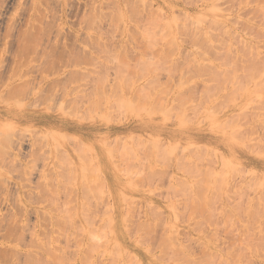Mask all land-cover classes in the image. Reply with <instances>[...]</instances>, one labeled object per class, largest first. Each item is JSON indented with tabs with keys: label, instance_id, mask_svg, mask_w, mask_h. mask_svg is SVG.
<instances>
[{
	"label": "rangeland",
	"instance_id": "obj_1",
	"mask_svg": "<svg viewBox=\"0 0 264 264\" xmlns=\"http://www.w3.org/2000/svg\"><path fill=\"white\" fill-rule=\"evenodd\" d=\"M263 66L264 0H0V264H264Z\"/></svg>",
	"mask_w": 264,
	"mask_h": 264
},
{
	"label": "bare ground",
	"instance_id": "obj_2",
	"mask_svg": "<svg viewBox=\"0 0 264 264\" xmlns=\"http://www.w3.org/2000/svg\"><path fill=\"white\" fill-rule=\"evenodd\" d=\"M173 17H174V16H173ZM185 17H186V16H185ZM119 18H120V20H121V17H119ZM175 18H176V17H175ZM175 18H174V19H175ZM188 18H189V17H188ZM163 19H164V18H163ZM186 19H187V18H186ZM197 19H198V18H197ZM200 19H201V18H200ZM161 20H162V19H161ZM164 20H165V19H164ZM175 20H176V19H175ZM175 20H174V21H175ZM202 21H203V20H202ZM159 22H161V21H159ZM159 22H158V25H159ZM172 22H173V20H172ZM197 22H198V21H197ZM152 23H153V22H152ZM154 23H155V22H154ZM170 23H171V22H170ZM185 23H186V22H185ZM185 23H184V24H185ZM213 23H214V20H213L212 24H213ZM216 23H217V22H216ZM216 23H215V24H216ZM174 24H175V23H174ZM215 24H214V26H215ZM218 24H219V23H218ZM164 25H165V24H163V28H164ZM175 25H176V24H175ZM216 25H217V24H216ZM177 26H178V24H177ZM179 26H180V25H179ZM166 27H167V26H166ZM181 27H183V26H181ZM215 27H216V26H215ZM168 28H170L169 25H168ZM184 28H185V27H184ZM218 28H219V27H218ZM254 55H255V54H254ZM255 57H256V56H255ZM20 64H21V63H20ZM217 64H219V63H217ZM220 64H224V65H225L226 62H225V63L222 62V63H220ZM220 64H219V65H220ZM224 65H223V66H224ZM256 65H257V64H256ZM256 65H254L255 68L253 67V70H252V71H254V70L256 69V73H255V71H254L253 73H251V74H252V76L250 75L251 78H253V76L256 77V75H254V74H257V73H258V71H257L258 69L256 68ZM223 66H222V67H223ZM227 66L229 67V65H227ZM236 66H237V65H236ZM236 66H235V67H236ZM251 66H253V65H251ZM263 67H264V66H263ZM21 68H22V67H21ZM225 68H226V67H225ZM234 69H235V68H234ZM248 69L251 70V67L249 66ZM215 70H216V69H215ZM235 70H236V71H234V74L236 75V72H238V71H237V67H236ZM250 70H249V72H248V70H246V71L248 72V74L250 73ZM226 71H227V69H226ZM220 72H221V70H220ZM220 72L218 71V74H219V76H222V75H223V72H221V75H220ZM215 73H216V75H217V71H215ZM227 73H229V74L232 73L231 75H234L233 72L230 73V71H229V72L227 71V72L224 73V76H225V75H226V76L229 75V74H227ZM259 74H260V73H258L257 76H258ZM25 75H26V74H25ZM246 75H247V74H246ZM224 76H222V77L225 79L226 76H225V77H224ZM229 76H230V75H229ZM236 76H237V75H236ZM236 76H235V77H236ZM230 77H231V76H230ZM19 78H20V76H19ZM226 78H227V77H226ZM9 80H10V79H9ZM232 85H233V84H232ZM238 91H239V90H238ZM254 91H255V90H254ZM257 91H258V90H257ZM243 92H244V91H243ZM255 92H256V91H255ZM234 94H235V93H234ZM234 94H233V95H234ZM252 94H253V93H252ZM231 95H232V94H231ZM235 95H236V94H235ZM255 95L257 96V94H255ZM225 96H226V95H225ZM237 96H238V95H237ZM221 97H222V96H221ZM227 97H229V96L227 95ZM230 97H232V96H230ZM233 98H234V97H233ZM207 99H208V98H207ZM220 99H221V98H220ZM231 99H232V98H231ZM235 99H237V98H235ZM205 100H206V99H205ZM227 100H228V99H227ZM252 100H253V99H252ZM232 101H233V100H232ZM204 102H205V101H204ZM252 102H253V101H252ZM252 102H251V103H252ZM259 102L261 103V101H259ZM263 102H264V100H263ZM263 102H262V104H263V106H264V103H263ZM205 103H206V102H205ZM248 104H249V103H248ZM246 105H247V104H246ZM261 106H262V105H261ZM245 107H246V106H245ZM250 107H252V106H250ZM248 108H249V107H248ZM263 109H264V108H263ZM247 110H248V109H247ZM247 110H246V111H247ZM260 110H261V109H260ZM207 113H208V111H207ZM240 113H241V112H240ZM219 114H220V113H219ZM260 114H262V113H260ZM210 115H211V114H210ZM214 115H215V114H214ZM216 115H217V114H216ZM236 115H237V114H236ZM262 116H263V115H262ZM234 117H235V116H234ZM208 119H209V118H208ZM252 119H253V118H252ZM260 120H261V119H260ZM262 120H263V119H262ZM227 121H228V120H227ZM233 121H234V120H233ZM229 122H230V121H229ZM230 125H232V124H230ZM4 127H6V126H4ZM232 127H233V126H232ZM7 128H8V126H7ZM221 128H222V127H221ZM233 128H234V127H233ZM227 129H228V127H227ZM229 129H230V128H229ZM231 131H232V130H231ZM233 131H235V129H233ZM237 131H238V130H237ZM230 134H231V133H230ZM239 134H240V133H239ZM17 138H18V137H17ZM20 138H21V137H20ZM9 140H10V139H9ZM11 140H12V139H11ZM9 142H10V141H9ZM239 142H240V141H239ZM17 143H18V142H17ZM10 144H11V143H10ZM13 145H14V144H13ZM13 145H12V146H13ZM256 145H257V144H256ZM12 146H11V147H12ZM8 147H9V145H8ZM204 147H205V146H203V148H204ZM17 148H18V147H17ZM197 148H198V147H197ZM197 148H196V149H197ZM200 148H201V147H200ZM196 149H195V150H196ZM245 149H246V148H245ZM193 152H194V151H193ZM201 152H202V151H201ZM202 153H203V152H202ZM189 154H191V153H189ZM196 154H197V153H196ZM220 154H221V153H220ZM199 155H200V154H199ZM201 155H202V154H201ZM211 155H212V154H211ZM213 155H214V153H213ZM192 156H193V155H192ZM209 157H210V156H209ZM212 158H213V157H212ZM212 158H211V159H212ZM222 158H223V157H222ZM222 158H221V159H222ZM179 160H180V159H179ZM197 160H198V159H197ZM206 160H207V159H206ZM209 160H210V159H209ZM222 160H223V159H222ZM222 160H220V161H222ZM224 160H225V159H224ZM226 160H227V159H226ZM199 161H200V160H199ZM210 161H211V160H210ZM180 162H181V161H180ZM192 162H193V161H192ZM197 162H198V161H197ZM211 162H212V161H211ZM183 163H184V162H183ZM213 163H214V162H213ZM223 163H224V162H223ZM223 163H221V164H223ZM180 164H181V163H180ZM191 164H192V163H191ZM196 164H197V163H196ZM210 164H211V163H210ZM193 165H194V164H193ZM193 165H192V166H193ZM199 165H201V164H199ZM199 165H198V167L201 168V166H199ZM214 165H216V164L214 163ZM185 166H187V165H185ZM221 166L224 167L223 165H221ZM214 167H215V166H214ZM231 167H233V166H231ZM211 168H212V167H211ZM185 169H186V168H185ZM187 169H188V168H187ZM207 169H208V168H207ZM190 170H191V168H190ZM201 170H202V169H201ZM203 170H204V169H203ZM220 170H221V169H220ZM192 171H193V173H194V170H192ZM223 171H224V170H223ZM227 171H228V170H227ZM235 171H236V170H235ZM235 171H234V172H235ZM237 171H238V170H237ZM237 171H236V172H237ZM206 172H207V171H206ZM231 172H233V170H232ZM254 172H255V171H254ZM203 173H204V171H203ZM185 174H186V173H185ZM200 174H201V172H200ZM200 174H199V175H200ZM206 174H207V173H206ZM210 174H211V173H210ZM214 174H215V172H214ZM222 174H223V173H222ZM222 174H221V175H222ZM252 174H253V173H252ZM186 175H187V174H186ZM193 175H194V174H193ZM202 175H203V174H202ZM211 175H213V174H211ZM211 175H209V176H211ZM195 176H196V175H195ZM203 176H205V174H204ZM217 176H218V175H217ZM198 177H199V176H198ZM221 177H224V176H221ZM192 178H193V176H192ZM200 178H201V177H200ZM200 178H197V179H200ZM206 178H207V177H206ZM218 178H219V177H218ZM197 179H196V181H197ZM221 179H222V178H221ZM224 179H225V178H224ZM208 181H209V180H208ZM222 181H224V180L222 179ZM251 181H252V180H251ZM209 182H210V181H209ZM182 183H184V182L182 181ZM194 183H195V180H194ZM194 183H193V184H194ZM207 183H208V182H207ZM212 183H213V182H212ZM184 185H186V184H184ZM198 185H199V184H198ZM204 185H206V184H204ZM217 185H218V184H217ZM219 185H223V183H222V184H219ZM201 186H202V185H201ZM198 187H200V186H197V188H198ZM220 187H221V186H220ZM222 187H223V186H222ZM255 187H256V186H255ZM255 187H254V189H255ZM234 188H235V187H234ZM236 188H238V187H236ZM249 188H250V186H249ZM252 188H253V187H252ZM226 189H227V187H226ZM187 190H188V187H187ZM195 190H196V189H195ZM202 190H203V189H202ZM215 190H216V189H215ZM236 190H237V189H236ZM263 190H264V189H263ZM197 191H199V190L197 189ZM217 191H218V189H217ZM237 191H238V190H237ZM239 191H240V190H239ZM243 191H244V190H243ZM187 192H188V191H187ZM204 192H206V191H204ZM229 192H230V191H229ZM229 192H228V193H229ZM190 193H191V192L189 191L188 194H190ZM214 193H215V192H214ZM240 194H241V193H240ZM243 194H244V192H243ZM36 195H37V194H36ZM198 195H199V194H198ZM211 195H212V194H211ZM224 195H225V194H224ZM238 195H239V194H238ZM238 195H237V196H238ZM263 195H264V193H263ZM228 196H229V194H228ZM239 196H240V195H239ZM241 196H243V195H241ZM261 197H262V199H264V198H263L264 196H261ZM226 198H227V197H226ZM198 200H199V199H198ZM211 200H212V199H211ZM195 201L198 202L197 200H195ZM209 201H210V200H209ZM239 201H240V200H239ZM210 202H211V201H210ZM210 202H209V204H210ZM217 202H218V201H217ZM191 203H192V202H191ZM212 203H213V202H212ZM212 203H211V205H212ZM196 204H197V203H196ZM200 204H201V203H200ZM209 204H207V205H209ZM220 204H221V203H220ZM211 205H210V207H211ZM50 206H52V205H50ZM197 206H198V205H197ZM197 206H196V207H197ZM82 207H83V206H81V208H82ZM107 207H108V206H107ZM107 207H106V208H107ZM185 207H186V206H185ZM210 207H209V208H210ZM213 207H214V206H213ZM216 207H217V206H216ZM246 207H247V206H246ZM65 208H66V206H65ZM175 208H176V207H175ZM198 208H199V207H198ZM203 208H205V206H203ZM239 208H240V207H239ZM24 209H25V208H24ZM74 209H75V208H74ZM109 209H112V208H109ZM182 209H183V208H182ZM200 209H201V208H200ZM205 209H206V208H205ZM213 209H214V208H213ZM233 209H236V208H233ZM237 209H238V205H237ZM241 209H242V208H241ZM247 209H248V207H247ZM247 209H245V211H246ZM67 210H71V209H68V208H67ZM67 210H66V211H67ZM103 210H104V207H103ZM125 210H126V209H125ZM125 210H124V211H125ZM148 210H149V209H148ZM152 210H153V209H152ZM111 211H112V210H111ZM128 211H129V210H128ZM154 211H156V210H154ZM159 211H160V210H159ZM173 211H174V210H173ZM184 211L186 212V209H185ZM200 211H202V210H199V213H200ZM210 211H211V209H210ZM81 212H82V211H81ZM103 212H104V211H103ZM149 212H150V211H149ZM157 212H158V211H157ZM203 212H204V211H203ZM217 212H218V211H217ZM228 212H229V210H228ZM39 213H40V212H39ZM42 213L44 214V212H42ZM83 213H84V212H83ZM106 213H107V212H106ZM124 213H125V212H124ZM153 213H154V212H153ZM230 213H231V212H230ZM241 213H242V212H241ZM245 213H246V212H245ZM245 213H244V214H245ZM8 214H9V213H8ZM74 214H75V213H74ZM157 214H158V213H157ZM182 214H183V213H182ZM205 214H206V212H205ZM213 214H214V213H213ZM219 214H221V213H219ZM249 214H250V213H249ZM2 215H3V214H1V217H2ZM6 215H7V214H6ZM38 215H39V214H38ZM105 215H106V214H105ZM162 215H163V214H162ZM228 215L230 216L229 213H228ZM255 215H256V214H255ZM153 216H154V215H153ZM156 216H157V215H156ZM159 216H160V215H159ZM200 216H202V214H201ZM203 216H204V215H203ZM217 216H218V215H217ZM224 216H225V215H224ZM248 216H249V215H248ZM3 217H4V215H3ZM70 217H71V216H70ZM112 217H113V216H112ZM162 217H163V216H162ZM207 217H208V216H207ZM227 217H228V216H227ZM243 217H244V216H243ZM124 218H125V217H124ZM210 218L212 219V214H211ZM210 218H209V219H210ZM214 218H215V217H214ZM214 218H213V219H214ZM225 218H226V217H225ZM231 218H232V217H231ZM241 218H242V217H241ZM2 219H3V218H2ZM9 219H10V218H9V216H8V221H9ZM12 219H13V218H12ZM71 219H73V218H71ZM153 219H154V218H153ZM155 219H156V218H155ZM162 219H163V218H162ZM243 219H245V218H243ZM3 220H4V219H3ZM164 220H165V219H164ZM0 221H1V220H0ZM10 221H11V220H10ZM10 221H9V223H10ZM19 221H20V220H19ZM107 221H108V220H107ZM160 221H162V220L160 219ZM235 221H236V220H235ZM244 221H245V220H244ZM248 221H249V220H248ZM237 222H238V221H237ZM12 223H13V220H12ZM16 223H17V222H16ZM69 223H70V222H69ZM104 223H105V222H104ZM161 223H162V222H161ZM219 223H220V222H219ZM230 223H231V222H230ZM10 224H11V223H10ZM54 224H56V223H54ZM61 224H62V223H61ZM64 224H65V223H64ZM228 224H229V223H228ZM248 224H251V223H248ZM107 225H108V224H107ZM162 225H163V224H162ZM235 225H236V224H235ZM246 225H247V223H246ZM8 226H9V225H8ZM10 226H11V225H10ZM167 226H168V225H167ZM172 226H173V225H172ZM172 226H171V227H172ZM227 226H228V225H227ZM169 227H170V226H169ZM7 228H9V227H7ZM12 228H13V227H12ZM66 230H67V229H66ZM68 230H69V229H68ZM8 232H9V231H8ZM13 232H14V231H13ZM109 232H111V231H109ZM236 232H237V231H236ZM240 232H241V231H240ZM9 233H10V232H9ZM11 233H12V232H11ZM88 233H89V232H88ZM103 233H104V232H103ZM103 233H101V234H103ZM6 234H7V232H6ZM82 234H83V233H82ZM91 234H92V233H91ZM248 234H249V233H248ZM4 235H5V234H4ZM7 235H8V234H7ZM7 235H6L5 237H7ZM10 235H11V234H9V235H8V238H6L7 241H8V239H9V236H10ZM15 235H18V234H15ZM39 235H40V234H39ZM106 235H107V233H106ZM240 235H242V234H240ZM19 236H20V235H19ZM100 236H101V235H100ZM104 236H105V235H104ZM249 236H250V235H249ZM5 237H4V238H5ZM10 237H11V236H10ZM14 237H15V236H14ZM16 237H17V236H16ZM105 237H106V236H105ZM258 237H259V236H258ZM260 237H261V235H260ZM95 238H96V236H95ZM95 238H93V239H95ZM250 238H251V237H250ZM250 238H247V239H250ZM17 239H18V238H17ZM89 239H90V238H89ZM89 239H88V240H89ZM243 239H244V238H243ZM245 240H246V239H245ZM259 240H260V239H259ZM33 241H35V240L33 239ZM94 241H95V240H94ZM104 241H105V239H104ZM261 241H262V240H261ZM92 242H93V241H92ZM95 242H96V241H95ZM101 242H102V241H101ZM115 242H116V241H115ZM247 242H248V240H247ZM34 243H35V242H34ZM137 243H138V242H137ZM248 243H249V242H248ZM97 244H98V243H97ZM97 244H96V245H97ZM100 244H101V243H100ZM139 244H140V243H139ZM96 245H95V246H96ZM102 245H103V244H101V246H102ZM4 246H5V245H4ZM90 246H91V245H90ZM95 246H94V247H95ZM258 247H259V246H258ZM6 249H7V248H6ZM6 249H5V250H6ZM204 249H205V248H204ZM254 249H255V248H254ZM95 251H96V250H95ZM4 252H5V251H4ZM4 252L2 251L1 254L3 253L2 255H5ZM122 252H123V251H122ZM127 252H128V251H127ZM153 252H154V251H153ZM205 252H206V251H205ZM5 253L7 254V252H5ZM90 253H91V252H90ZM151 253H152V252H151ZM253 253H254V250H253ZM255 254H256V253H255ZM90 255H91V254H90ZM123 256H124V255H123ZM260 256H261V255H260ZM4 257H5V256H4ZM263 257H264V256H263ZM263 257H262V258H263ZM0 258H3V257H0ZM260 258H261V257H260ZM4 259H6V258H4ZM108 259H109V258H108ZM116 260H117V259H116ZM0 261H1V260H0ZM3 261H4V260H3ZM110 261H111V260H110ZM119 262H120V261H119ZM125 262H126V261H125ZM113 264H114V263H113ZM125 264H126V263H125Z\"/></svg>",
	"mask_w": 264,
	"mask_h": 264
},
{
	"label": "crops",
	"instance_id": "obj_3",
	"mask_svg": "<svg viewBox=\"0 0 264 264\" xmlns=\"http://www.w3.org/2000/svg\"><path fill=\"white\" fill-rule=\"evenodd\" d=\"M152 130H154L156 133L165 135L167 139H171V140L180 139L182 143H184L187 139L185 133H183V135L180 136L176 134L174 131L168 129L161 128V129H152ZM104 166H105L104 177L106 180V184L108 185L109 191L118 194L122 192H130V189L127 188V186L129 185V181L125 179L122 175L116 174L114 168L110 164H107V162H105ZM158 177L160 179L158 178V180L155 182V184H157L158 189H160V187L166 188L168 182L162 180L161 175H159Z\"/></svg>",
	"mask_w": 264,
	"mask_h": 264
}]
</instances>
